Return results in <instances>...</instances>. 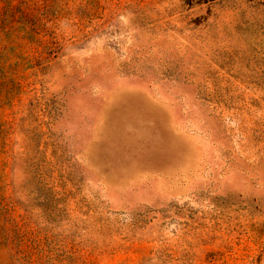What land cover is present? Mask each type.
Returning <instances> with one entry per match:
<instances>
[{"label":"rangeland","instance_id":"rangeland-1","mask_svg":"<svg viewBox=\"0 0 264 264\" xmlns=\"http://www.w3.org/2000/svg\"><path fill=\"white\" fill-rule=\"evenodd\" d=\"M0 264H264V0H0Z\"/></svg>","mask_w":264,"mask_h":264}]
</instances>
